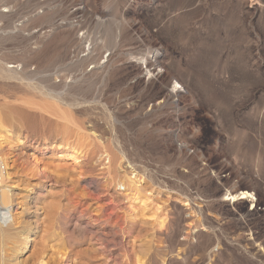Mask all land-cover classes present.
<instances>
[{
	"label": "rangeland",
	"instance_id": "rangeland-1",
	"mask_svg": "<svg viewBox=\"0 0 264 264\" xmlns=\"http://www.w3.org/2000/svg\"><path fill=\"white\" fill-rule=\"evenodd\" d=\"M0 157V264H264V0H0Z\"/></svg>",
	"mask_w": 264,
	"mask_h": 264
},
{
	"label": "bare ground",
	"instance_id": "bare-ground-1",
	"mask_svg": "<svg viewBox=\"0 0 264 264\" xmlns=\"http://www.w3.org/2000/svg\"><path fill=\"white\" fill-rule=\"evenodd\" d=\"M153 61V59H152ZM154 62V61H153ZM157 62V61H155ZM158 63V62H157ZM155 64V63H154ZM152 65V64H151ZM150 65V69L152 68ZM99 66V65H98ZM153 66V65H152ZM157 67V66H156ZM158 68V67H157ZM147 70V68H146ZM153 70V69H152ZM155 70V69H154ZM145 71V70H144ZM154 72V71H153ZM157 72V71H156ZM146 74L149 75L150 74V71L147 70L146 71ZM156 74V73H154ZM152 75V74H150ZM152 77V76H151ZM180 89V88H179ZM179 89L176 87V90L172 89V90H169V96L170 95H173L175 93H179ZM68 119V118H67ZM108 159V158H107ZM14 160V159H13ZM110 160V159H109ZM108 160V161H109ZM11 167V166H10ZM103 167V166H102ZM129 167L130 169L132 167L130 166H127ZM106 168V167H105ZM109 168V167H108ZM6 169L7 167L4 166V164L2 163L1 161V157H0V217H1V220L3 219V221H6L9 219L11 225L15 228V231L16 230H21L23 229L22 227V222H20V220H18L17 218H13L12 214H11V211H10V199L12 198L11 196L15 195L12 190L14 189V185L13 187H7V186H3L4 185V181L7 179L8 177V173L6 172ZM10 169V168H9ZM101 169V168H100ZM103 169V168H102ZM109 170V169H108ZM134 169H132L133 171ZM108 175V174H107ZM132 176V175H131ZM131 176H128V185L131 186L132 184V180H131ZM9 178V177H8ZM133 179V178H132ZM114 180V179H113ZM111 181V180H110ZM112 182V181H111ZM133 187V186H132ZM124 188V187H123ZM136 189V188H135ZM134 187H133V191H135ZM18 195V194H17ZM226 196V199H224V201H228V202H234L238 199H246L248 197L251 196V194L247 191H242L240 193H235V194H231V193H228V194H225ZM187 205V204H186ZM9 223V222H8ZM2 225V224H1ZM0 225V236L1 238L4 237L5 239V233L6 231L1 227ZM10 225V224H9ZM11 228V226H10ZM6 229V228H5ZM11 231V230H10ZM18 232V231H17ZM11 233V232H10ZM8 235V234H7ZM9 238V236H8ZM10 239V238H9ZM1 240V239H0ZM3 240V239H2ZM29 241V236L27 233H25V235L23 234L21 236V243L22 245H24L22 248L20 247V252L21 253H24L25 252V246L27 245V242ZM15 249V248H14ZM57 250V249H56ZM14 251V250H13ZM53 253V252H52ZM57 255V254H56Z\"/></svg>",
	"mask_w": 264,
	"mask_h": 264
},
{
	"label": "built area",
	"instance_id": "built-area-1",
	"mask_svg": "<svg viewBox=\"0 0 264 264\" xmlns=\"http://www.w3.org/2000/svg\"><path fill=\"white\" fill-rule=\"evenodd\" d=\"M247 202L250 203V208H249V211L252 212V210H254V208H257L258 210H260L261 208L258 206L256 207V199L254 197H248L247 199ZM262 209L264 210V206H262Z\"/></svg>",
	"mask_w": 264,
	"mask_h": 264
}]
</instances>
